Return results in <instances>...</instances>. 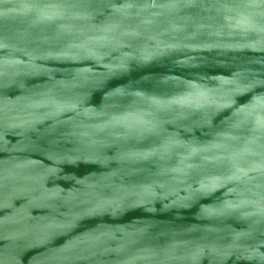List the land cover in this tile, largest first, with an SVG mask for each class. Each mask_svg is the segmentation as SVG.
Wrapping results in <instances>:
<instances>
[{"label":"water","instance_id":"water-1","mask_svg":"<svg viewBox=\"0 0 264 264\" xmlns=\"http://www.w3.org/2000/svg\"><path fill=\"white\" fill-rule=\"evenodd\" d=\"M0 264H264V0H0Z\"/></svg>","mask_w":264,"mask_h":264}]
</instances>
